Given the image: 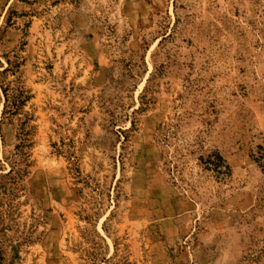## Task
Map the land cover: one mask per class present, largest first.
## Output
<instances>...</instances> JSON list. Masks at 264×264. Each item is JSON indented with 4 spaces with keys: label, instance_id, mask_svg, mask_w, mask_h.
<instances>
[{
    "label": "rangeland",
    "instance_id": "374dc122",
    "mask_svg": "<svg viewBox=\"0 0 264 264\" xmlns=\"http://www.w3.org/2000/svg\"><path fill=\"white\" fill-rule=\"evenodd\" d=\"M0 264H264V0H0Z\"/></svg>",
    "mask_w": 264,
    "mask_h": 264
},
{
    "label": "trees",
    "instance_id": "16d2710c",
    "mask_svg": "<svg viewBox=\"0 0 264 264\" xmlns=\"http://www.w3.org/2000/svg\"><path fill=\"white\" fill-rule=\"evenodd\" d=\"M219 159V157H217Z\"/></svg>",
    "mask_w": 264,
    "mask_h": 264
}]
</instances>
